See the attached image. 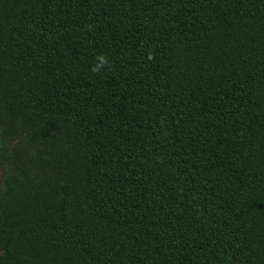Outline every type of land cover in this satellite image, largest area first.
I'll return each mask as SVG.
<instances>
[{"label": "trees", "instance_id": "1", "mask_svg": "<svg viewBox=\"0 0 264 264\" xmlns=\"http://www.w3.org/2000/svg\"><path fill=\"white\" fill-rule=\"evenodd\" d=\"M0 168V264H264V0H0Z\"/></svg>", "mask_w": 264, "mask_h": 264}, {"label": "clouds", "instance_id": "2", "mask_svg": "<svg viewBox=\"0 0 264 264\" xmlns=\"http://www.w3.org/2000/svg\"><path fill=\"white\" fill-rule=\"evenodd\" d=\"M99 59H100V63L96 65V67L93 69L94 71L99 70L104 65V59L103 58H99Z\"/></svg>", "mask_w": 264, "mask_h": 264}, {"label": "rangeland", "instance_id": "3", "mask_svg": "<svg viewBox=\"0 0 264 264\" xmlns=\"http://www.w3.org/2000/svg\"><path fill=\"white\" fill-rule=\"evenodd\" d=\"M2 176H3V171H2V169L0 168V184H1Z\"/></svg>", "mask_w": 264, "mask_h": 264}]
</instances>
